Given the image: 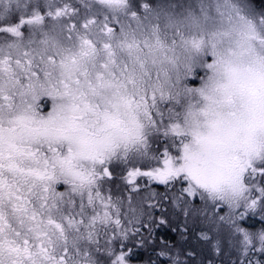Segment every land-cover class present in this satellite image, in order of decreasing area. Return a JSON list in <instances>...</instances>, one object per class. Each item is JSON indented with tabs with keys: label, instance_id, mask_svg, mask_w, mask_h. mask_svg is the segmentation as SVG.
I'll use <instances>...</instances> for the list:
<instances>
[{
	"label": "snow or ice",
	"instance_id": "obj_1",
	"mask_svg": "<svg viewBox=\"0 0 264 264\" xmlns=\"http://www.w3.org/2000/svg\"><path fill=\"white\" fill-rule=\"evenodd\" d=\"M0 264H264V0H0Z\"/></svg>",
	"mask_w": 264,
	"mask_h": 264
},
{
	"label": "rangeland",
	"instance_id": "obj_2",
	"mask_svg": "<svg viewBox=\"0 0 264 264\" xmlns=\"http://www.w3.org/2000/svg\"><path fill=\"white\" fill-rule=\"evenodd\" d=\"M168 235H169V236H174L175 233L169 232Z\"/></svg>",
	"mask_w": 264,
	"mask_h": 264
}]
</instances>
